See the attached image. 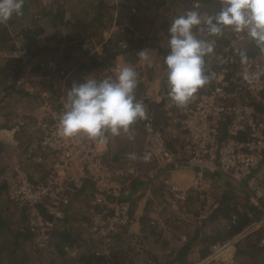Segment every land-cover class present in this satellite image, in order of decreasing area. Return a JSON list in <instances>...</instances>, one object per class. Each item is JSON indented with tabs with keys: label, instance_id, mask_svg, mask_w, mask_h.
<instances>
[{
	"label": "built area",
	"instance_id": "2783aa9c",
	"mask_svg": "<svg viewBox=\"0 0 264 264\" xmlns=\"http://www.w3.org/2000/svg\"><path fill=\"white\" fill-rule=\"evenodd\" d=\"M205 37L209 43H215V37L206 34ZM89 45L87 39L84 46ZM120 47L124 49L127 43L120 42ZM217 58L220 69L206 90L200 88L184 106H177L171 99L162 106L168 117L164 125L166 129L157 127L152 119L145 121L149 141H155V148L145 149L141 155L157 158L155 164L164 168L160 169L163 174L157 172L150 176L159 178L163 187L175 198L170 206L162 201L163 209L174 210L177 202L185 200L189 190L203 192L209 178H216L219 174L231 177L247 189L252 204H262L264 183L259 170L264 163V114H259L252 99L263 98L264 63L260 65L259 60L250 58L239 64L237 59L223 53ZM46 66L51 72L65 77L69 74L66 68H59L54 60H49ZM53 103H43L30 116L36 123L34 129L38 128L40 133L36 148L39 143L41 151L36 162L47 165V170L33 180L26 169L16 167L11 196L28 224L38 232L40 246L48 250L49 232L59 220L68 216L71 207H75L76 197L91 195V213L98 207H110L111 213L105 217V221L103 218H93L90 232L91 237L104 239L103 248L96 251V255L105 256L106 263L111 264L112 239L121 227L128 226L133 219L131 199L135 187L130 177L138 178L143 174L141 172L146 164L127 161L117 167L115 162L109 163L105 159L109 139L107 132L103 139L60 135L58 125L65 103L56 107ZM30 117L26 121H31ZM19 124L23 125L25 121ZM173 170L191 171V185L183 188L165 175ZM86 182H91L93 188L84 192ZM40 205L50 216L40 211ZM85 226L89 227L88 224ZM263 227L264 216L237 237L211 245L210 254L199 264L222 259L220 254L227 248ZM260 238V245L264 246V235ZM77 250H72L71 254L75 255Z\"/></svg>",
	"mask_w": 264,
	"mask_h": 264
},
{
	"label": "rangeland",
	"instance_id": "374dc122",
	"mask_svg": "<svg viewBox=\"0 0 264 264\" xmlns=\"http://www.w3.org/2000/svg\"><path fill=\"white\" fill-rule=\"evenodd\" d=\"M107 1H109L110 3L109 9L112 11V14L109 16V14L106 13L107 17L105 18V20H99L95 24H89L90 16L89 18L86 17V13H89L90 11H93L95 13V11H98V6H96L95 3L89 2L90 5L88 7L85 6L82 11L77 8L83 14L80 17V19L83 20V27L76 28V31H78V33L80 32V34L75 35L74 41L81 42L83 41L82 39H85L83 47L85 50H87L88 55L93 52L105 53L106 48H111V46L117 47L116 45L120 46V42L122 41L128 43L127 31H123V29L129 26L131 15L140 11H145L143 18V21H145V23H142L143 25L141 27V32H137L135 36H155L159 41L148 42L152 44L158 43L164 48L169 45L168 28L175 17L183 15L190 10H197L202 15H214L216 13V10H214V12L211 11L210 13L202 10L200 2L199 8L195 9L194 4L196 3V0H184L185 2L179 0H122L125 2L124 6L122 7V11L120 3L121 0ZM77 2L79 3L80 1ZM132 2L136 3L134 4L135 6L130 5ZM62 3L65 5L64 8H66V11L56 10V16H54L55 14L49 15L50 17H52L49 22L52 25H57L56 27L60 31L65 25V22H69L68 19L70 18L68 17H72L71 13H74L76 8H71V2L67 1L61 2L59 0H40V4L44 6L52 5L54 9H57L58 5ZM142 3H145V8L136 6H140ZM111 6L114 8L111 9ZM37 9L40 12L41 8L33 4V6L30 8V13H28L24 18L22 17L21 20L19 17L13 15L11 19H9L6 23H0V25H3L8 29L9 36L11 37L12 42L10 44L14 43L15 45V48L10 46L8 48H3L0 50V67L6 68L10 64V69H8L9 74H6V72L0 70V88H3L2 83L3 81H6L4 79L8 78L7 80H12L11 78L14 77L16 71L20 68V66H23L21 74H19L16 80L17 91L11 96L4 97V91L0 90V125H13L12 128L16 130L15 134H10L8 131H11L12 128H0V142L2 143L0 144V148H2V150L0 151V181L4 179L6 180L7 183L4 190H6L7 195H9V199H5L7 201L6 203H3V201L1 202L2 204L7 205L6 214L11 223L10 228L13 227L14 230H17V227L19 225L22 226L26 222L24 218L25 216L19 210L13 196H11L13 194L14 184L12 183L14 180L13 178H15L14 174L16 171V167L21 166L26 170L28 169L29 171H31V175H33L36 179L41 177L48 167L47 165L44 166L43 164L36 162V158L40 154V152L36 148V143L40 139L38 128L35 130V136L31 139V142H28L26 144V148L24 143V146L21 148L20 146L23 144L19 142L21 141L20 133L18 132L19 128H21L19 123L24 120L30 128L34 129L36 128V123L30 116L31 112L34 111L36 107L42 105L47 101L51 103L54 102V107L58 106L60 102L53 100L54 98H57V96L63 98V100L60 98V101H62V103L66 102V95L64 92L65 87L57 83V81H55L56 83L53 81L57 87V90L59 91L57 95L55 94V96L52 93V90L48 88V86L42 81L43 78L47 79L46 81H48V78L40 76L33 72L32 66L34 63L32 61L28 62L26 59L28 48L23 38L24 27H26L27 24L30 25V23H32L33 28L36 29L39 22L38 20H40V24L44 23L45 21L48 22L47 18V20L44 21V17L43 19L36 17ZM160 15L161 17L158 18ZM49 16L47 17L49 18ZM161 18L164 19L162 20ZM71 28H73V24L72 26H66L64 30L65 35H69L73 32ZM225 31L227 33L226 36L229 39L228 41L232 45L237 44L238 46L240 45L244 48L247 47L249 43L254 42L253 40L248 38L245 33H236L231 28L227 27L225 28ZM58 35L60 36L61 33H58ZM197 35L200 36V33H197ZM44 38L45 35H39L37 37V40L40 43L45 44L46 42L43 41ZM87 39L90 41V45L85 47L84 44ZM111 39H114L116 43H114V41L113 43H110ZM64 43L65 41L62 42V45ZM228 48L229 45L224 47V49ZM55 53L59 54L58 52ZM246 53V60L254 58L255 60H259L260 65L261 63H264V50L257 48L254 44L251 47L249 46V48L246 50ZM87 54L85 53V55ZM165 54L158 48L144 47L141 49L139 54L122 55L119 60H117L118 58L115 60L113 66L107 69H98L99 72H97V70L85 72L86 74H84V78L90 76V78H95L97 80L115 79L120 68L125 66L132 67L137 73V80L139 79L142 81V77L144 79H146L147 77L152 78V80L149 82L143 80L144 83H146L145 87L147 89L141 94V96L150 97L152 100H160L164 89V76L166 74L164 63L166 56ZM86 59V57L82 58L79 64L82 62L86 63ZM8 60L11 62H9ZM21 60L24 61L25 65L20 63ZM118 61L119 65L117 63ZM219 69L220 67H217V69L205 68V74L209 77L208 83L211 84L212 81H214L215 75L218 73ZM53 92H55L54 89ZM27 117H30L32 120L26 121ZM166 128L167 126H165V129ZM14 136H16V138H14ZM108 136L109 139L105 148V159L109 163L115 162L117 167H120L122 163L127 161H132L134 163L145 162V169L141 172L143 174H140L138 178L134 176H131L130 178L132 179L135 191H141L142 189L151 188V195H154L151 204H149V202H145L146 206L143 204V202H140V200L142 201L144 199L139 198L134 201V196H132L131 203L132 206H134L133 219L125 230L124 234L126 236V239H121L123 241H117L116 238L115 240L112 239L113 242L116 241V247L112 246L114 247V249L111 247L114 256L112 255V252L111 255L115 260V264H148L153 261L152 254L161 256L164 253L175 251L183 243H185V241L182 240L183 237L188 238V236L193 234L198 227H200L202 224H205L204 221L207 220V218L209 219L213 210L218 206L225 189L222 186H218V179L212 177L209 178L205 190L201 192L197 199L193 198L190 202L187 203L177 202V205L174 206V210L171 208H169L171 210L163 209L162 201H166L169 204L168 206H170L171 203L173 204V202L175 201V198L169 191H167L163 187L159 178L155 179L156 177H151L150 175L157 172L163 174L160 169L163 170L164 168L159 167L157 164H155V161H157L156 157H144L141 155V152L145 151V149H149L150 147L155 148V146H153L155 141H149V135H143V132L138 128H134V130L128 129L127 131L121 130L118 135H112L111 133H109ZM147 163H150V165ZM177 172L180 171H169L166 172L165 175H169L170 178L173 179V175ZM263 173L264 169H262L260 172V176L263 177V180H261L262 182L264 181ZM224 177H227L228 180L231 179L233 183L241 186L231 177L227 175H224ZM140 180L144 181V184H140ZM242 193H246L250 200V193L247 189H244V192L242 191ZM76 199L77 200H74L75 207H71L68 213L69 225L73 224V226L77 227L74 230L80 232L82 236L85 235L86 237L91 238L92 235L90 232V224L92 223L93 218H103L102 220L105 221V217L111 213L110 207H98L94 210V212L91 213V195L82 194L81 196L76 197ZM238 202L240 203L237 206L241 207V200L239 199ZM139 204H141V206H139ZM143 207H149L148 215L152 218L153 222L151 220V223L153 224H151V227L147 231L141 229V231H139V234L136 236L135 232H133L135 231V229L132 227V225L136 221V215L139 211V208ZM252 215H250L249 217H253ZM220 221H226L225 215L218 216L214 221L205 224V226L201 227V230L203 232L212 231ZM86 224H88L89 227L85 226ZM62 225L63 222L59 220L56 224V227H58V229H61ZM36 234L37 235L35 237V241L40 246L39 234L38 232H36ZM12 235L16 234L13 233ZM262 235H264V227L253 231L249 235V238H247V240H244L245 245L242 247V249L246 248V245H253L257 243V240L262 237ZM94 239V242L92 241L94 243V247L96 246L97 251H101L105 243L103 242L104 239L101 237H94ZM33 245L34 242L32 237H21L16 245L17 247L12 248V250H7V252H9L11 255V262L9 264L47 263L51 254H48L49 258L47 256L41 257L39 254V246L35 248V246ZM48 246L52 249V241H49ZM237 250V244L235 243L233 246L227 248V250L223 254H220V257H223L222 259L212 260L210 261V263L207 262L204 264H216V262L224 264H233L234 262H236V264H240V262L243 261H246L247 264H260L258 261L256 263L254 262L255 260H251L249 257H247V255L242 256L241 254H239L237 256ZM20 251H23L24 253V255H22L21 257L19 254ZM191 259L194 260V262L198 263L201 260L200 253L197 252V248L192 251ZM48 263L64 264L61 260L58 259L55 261V259L52 258L51 262ZM93 263L98 264L96 260L94 262H89V264Z\"/></svg>",
	"mask_w": 264,
	"mask_h": 264
},
{
	"label": "trees",
	"instance_id": "16d2710c",
	"mask_svg": "<svg viewBox=\"0 0 264 264\" xmlns=\"http://www.w3.org/2000/svg\"><path fill=\"white\" fill-rule=\"evenodd\" d=\"M61 2H71V8H76L74 13H71L72 17H68L70 19L69 22H65V25L63 26L62 30H58L56 27L57 25L51 24L49 21L52 19L49 15L55 14L56 16V10L57 11H66L65 5L62 3L58 5L57 9H54L52 5L50 6H44L40 4V0H24L23 4V9H22V15H15L16 17H19L20 20L23 17H26L28 13H30V8L35 4L37 7L41 8L40 12L37 9V18H42L44 17V21L48 19V22L44 23H39L40 20H38V25L36 29L33 28V24L30 23V25L27 24L26 27L23 29V38L25 40V44L28 48L27 51V61L28 62H33L32 66V71L35 72L36 74L40 76H44L48 78L47 79L43 78L42 81L52 90V93L55 95L58 94V90L56 85L54 84L55 81L59 83L60 85H63L65 87V95L67 96L68 90L71 88L72 84L74 82H83L84 79V74L85 72L91 71V70H101V69H107L111 66L114 65V62L117 58L118 55H129V54H139L142 48L144 47H151V48H158L161 52H163L166 56L168 55L170 49L169 45L164 48L158 43H149L150 42H157L159 41L158 38L155 36H140L136 37L137 32H141L142 30V23H145L143 21L144 19V13L145 11H140L138 13L132 14L130 17V23L129 26L125 28L127 31V40H128V45L124 49L121 48L120 46L116 45L111 46V48H106L105 53H99V52H93L90 55L87 54V50L84 49L83 43L85 39H82L83 41H74L75 40V35L80 34L78 31H76V28H81L83 27V20L80 19V17L83 15L81 11L84 9L85 6H89V2H93L98 6V11H90L89 13H86V17L89 18V24H95L99 20H105L107 17V14L109 16L112 14V11L109 9V1L107 0H59ZM77 1H80L79 3ZM96 1V2H95ZM178 1V0H175ZM183 1L184 0H179ZM187 1V0H186ZM189 1V0H188ZM174 2V1H173ZM202 6V10H205L207 13H210L211 11L216 12L219 11V0H199ZM121 3V11L122 7L124 6V1H120ZM135 2H132L130 5L135 6ZM192 4V3H191ZM138 7L145 8V3H142L140 6L136 5ZM81 11H79L78 9ZM114 7L111 6V9ZM70 12V11H69ZM35 15V14H34ZM33 15V18H34ZM42 16V17H41ZM49 16V18L47 17ZM161 15L158 17L160 18ZM47 18V19H46ZM72 18V19H71ZM87 19V18H86ZM162 20L164 18H161ZM85 23V21H84ZM71 28L73 32L69 35H65L64 30L66 26H72ZM75 24V25H74ZM31 26V27H30ZM132 28V29H131ZM58 33L61 35L59 36ZM226 31L225 29L223 30L222 34L219 36H213L215 37V43L212 44L213 46V52L205 56V68H219L218 64V55L220 52H223L225 55H229L231 57H234L237 59L238 63H242L246 58H247V53L246 50L251 47L253 44L257 47L255 42L249 43L247 47L243 46H238L237 44H231L229 43V39L226 36ZM41 35H45V38L43 41H45V44L40 43L37 40V37ZM64 36V37H63ZM200 38L206 39L205 35L200 34ZM65 41V43L62 45V42ZM110 43H116L114 39L110 40ZM39 42V43H38ZM60 42V43H59ZM11 42V37L9 36V32L7 27L0 25V50L3 48H8V47H13L15 48L14 43L10 44ZM253 43V44H252ZM56 45V46H55ZM61 45V46H60ZM114 45V44H113ZM229 45L228 50L224 49L225 46ZM258 48V47H257ZM55 52H58L59 54H56ZM85 53L87 55H85ZM241 53L244 54V57L242 58ZM165 56V57H166ZM35 57V58H33ZM86 57L87 62H82L79 64L80 60L82 58ZM12 60V59H11ZM49 60H54L56 61L57 65L59 68H66V70L69 72L68 76L65 77L64 75L51 72V70L46 66V63ZM9 61V60H8ZM11 62V61H9ZM78 62V63H77ZM21 64L25 65L24 61H20ZM236 66V65H235ZM23 67V66H22ZM22 67L16 71L15 75L12 80H7L8 78L4 79L6 81H3L2 86L0 90L4 91V97L11 96L13 93L17 91L16 87V80L19 74H21ZM166 68V65H165ZM8 69H10V64L6 68H1V71L8 73ZM4 74V75H6ZM50 77V78H49ZM214 77V76H213ZM50 79V80H49ZM143 80H146V82L151 81L152 78L147 77ZM101 80V79H100ZM137 80V87L135 89V96L136 99L141 101L146 109L147 112V118L143 120H137L134 124H132L129 128V130H134V128H138L140 131L143 132V135H147L148 132L145 130L144 124L145 121L148 119H152L153 123L159 128H165L164 125L167 124L168 117L165 114L164 110H162V106L165 104L167 100L170 99L168 95V85H167V76L165 74L164 76V89L162 92V97L161 99L155 100L151 99L150 97H142L141 94L147 89L146 83L144 81ZM54 81V82H53ZM213 82V81H212ZM56 83V82H55ZM208 83L201 87V89L206 90L208 87ZM53 89L55 92H53ZM26 92V91H25ZM55 95V96H56ZM262 100H257L255 98L252 99V103L256 107L257 111L259 112L260 115L264 114V92L262 93ZM60 98L63 100L62 97L54 98L53 100H56L57 102H60V105H62V101H60ZM21 128H19V133H20V143L26 144L28 142H31V139L35 136V129L30 128L27 123L20 125ZM1 127L5 128H12L13 125H0ZM33 131V132H32ZM110 132H107L109 135ZM109 137V136H108ZM27 140V141H26ZM0 144H2L0 142ZM23 145L20 147L22 148ZM1 147V146H0ZM40 144L38 143V151L40 150ZM2 148H0V151ZM116 159V157H115ZM264 169V163L260 167L259 172ZM27 172L31 175V171L27 169ZM260 174V173H259ZM264 176V173H263ZM214 177V176H212ZM31 178L35 180V177L31 175ZM262 178V179H261ZM216 179L219 180L218 186L224 187L225 191L223 192L222 198L218 204V206L213 210L211 216L209 219L205 220V224L210 223L214 221L218 216L225 215L226 221H220L217 223V226L215 229L212 231H205L203 232L201 230L202 226H205V224H202L200 227H198L193 234L190 236L183 238L182 240L185 241L179 248H177L175 251L169 252V253H164L161 256L152 254V260L151 263L148 264H199L203 259L207 258L208 255L210 254V246L215 244V243H224L227 242L238 235H240L242 232H244L245 229H247L252 223L259 221L263 218L264 216V198L262 199V204L260 206H256L252 204L244 192L243 187L237 185L236 183H233L231 179H227V177H224V175H217ZM260 179L263 180V177L260 176ZM231 180V181H230ZM223 181V182H222ZM264 182V181H263ZM6 180H1L0 181V264H5V259L6 257H11L10 253L7 252L8 247L13 246V241L14 238L17 240H20L21 237H32L35 248L38 247L39 245L35 241L36 237V232L32 229V227L28 224L27 218H25V224L22 226H18L17 230H14L13 227L10 228V220L7 217V205L2 204L6 203L7 201L5 199H9V195H7V191L4 190L6 187ZM140 184H144V181L140 180ZM237 185V186H236ZM93 188V185L91 182H86L83 187V191L85 192L86 190ZM146 189H142L141 191L136 190L132 196H134V201L137 199L141 198L145 194ZM194 191V192H193ZM190 193V194H189ZM201 194L200 191L193 190L188 191V194L183 202L187 203L190 202L193 198L197 199L198 196ZM239 199L241 200L242 204L241 207L237 206L240 202ZM40 211L44 213V215L50 216V214L46 211L45 207L40 205ZM249 214H253V217H249ZM256 218V219H254ZM151 220L152 218L149 215H145L142 218V224H143V230H149L151 227ZM63 225L61 229H58V227L53 228L48 235V238L50 241H52V249H43L41 246H39L40 251L39 254L41 257L43 256H49L48 254H51L48 262H51V258L56 260H61L64 264H71L73 261H79L84 264H89V262H98V264H107L105 261V256H97L96 255V246L94 247V237H86L85 235L82 236L80 232L74 230L75 226L73 224L69 225V219L68 216H66L63 220ZM24 222V221H23ZM127 229V226L121 227L118 232L115 234V237H113V240L120 241L121 239H126L125 237V230ZM13 233L16 234V236H11V242H6L8 243L7 246L3 244V241L5 239L4 234H10L12 235ZM249 235H246L242 238H240L236 244H237V256L239 254L247 255L251 260H255L254 262L257 263V261L260 264H264V246L260 245V240L259 238L257 243L253 245H246V248L242 247L245 245L244 240H247L249 238ZM93 241V242H92ZM123 241V240H121ZM116 241L111 242V247L115 246ZM244 243V244H243ZM96 244V243H95ZM98 244V243H97ZM116 247V246H115ZM93 248V249H92ZM114 249V247H112ZM197 248V252L200 253V261L194 262V260L191 259V253L192 251ZM74 249H78L75 255L71 254V251ZM112 252V250H111ZM20 257L24 255L23 251H20ZM113 255V252H112ZM111 255V257H112ZM151 255V254H149ZM114 256V255H113ZM113 259V257H112ZM44 263V264H49V263ZM238 262V261H237ZM210 263V262H209ZM111 264H115V260L113 259V262ZM216 264H224L220 262H216ZM233 264H236L234 262ZM240 264H247L246 261L240 262Z\"/></svg>",
	"mask_w": 264,
	"mask_h": 264
},
{
	"label": "clouds",
	"instance_id": "9594fccd",
	"mask_svg": "<svg viewBox=\"0 0 264 264\" xmlns=\"http://www.w3.org/2000/svg\"><path fill=\"white\" fill-rule=\"evenodd\" d=\"M23 4L24 0H0V23L14 14L22 15ZM194 8H199V0ZM226 27L245 33L264 50V0H219V11L214 15L190 10L172 20L168 28L170 51L164 63L168 95L177 106L186 105L209 81L204 58L213 52V46L197 33L219 36ZM241 56L246 58L243 53ZM136 87L137 73L128 66L120 68L115 79L87 76L83 82H74L67 92L59 134L103 139L106 132L118 135L127 131L137 120L147 118L144 104L136 99Z\"/></svg>",
	"mask_w": 264,
	"mask_h": 264
},
{
	"label": "crops",
	"instance_id": "0c3cea01",
	"mask_svg": "<svg viewBox=\"0 0 264 264\" xmlns=\"http://www.w3.org/2000/svg\"><path fill=\"white\" fill-rule=\"evenodd\" d=\"M42 5V4H41ZM47 6V5H45ZM122 55H118L117 56V60H119V58H121ZM118 65H119V61L117 62ZM5 130V129H4ZM3 132V131H2ZM10 134H15L16 131L14 130V128L11 129V131H8ZM14 138H16V136H14ZM175 181H177L183 188H186L187 186L191 185L192 181H193V175L191 173V171H184V172H177L173 175L172 177ZM189 184V185H188ZM151 188H146V191H145V194L141 197V199H144V200H140V202H143V204L145 205L146 203L145 202H149V204L152 203V200L154 198V195H151ZM148 200V201H147ZM139 206H141V204H139ZM146 206V205H145ZM150 207V206H149ZM149 207H146V208H139V211L136 215V221L134 222V224L132 225V227L135 229V234L136 236L139 234V231H141V229L143 230V224H142V218L145 216V215H148L149 214V210L148 208ZM13 235H10V234H4V241H3V244H5L7 246L8 243L6 242H11V239ZM16 236V235H14ZM19 242V240H17L16 238H14V241H13V246L12 248H15L17 247V243ZM20 244V243H19ZM8 247V246H7ZM11 249V247H8ZM12 250V249H11ZM17 251V250H16ZM5 261V264H9L11 262V258L9 257H6L5 259H3ZM12 264V263H11ZM72 264H84L82 262H79V261H73ZM94 264V263H93Z\"/></svg>",
	"mask_w": 264,
	"mask_h": 264
}]
</instances>
